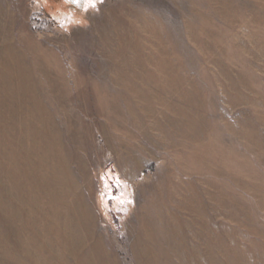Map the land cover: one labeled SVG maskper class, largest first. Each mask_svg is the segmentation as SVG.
Returning a JSON list of instances; mask_svg holds the SVG:
<instances>
[{
    "label": "rangeland",
    "instance_id": "rangeland-1",
    "mask_svg": "<svg viewBox=\"0 0 264 264\" xmlns=\"http://www.w3.org/2000/svg\"><path fill=\"white\" fill-rule=\"evenodd\" d=\"M0 62V264H264V0H0Z\"/></svg>",
    "mask_w": 264,
    "mask_h": 264
},
{
    "label": "snow or ice",
    "instance_id": "snow-or-ice-1",
    "mask_svg": "<svg viewBox=\"0 0 264 264\" xmlns=\"http://www.w3.org/2000/svg\"><path fill=\"white\" fill-rule=\"evenodd\" d=\"M70 3L79 5L81 3V0H69ZM89 4H91L93 7L95 6V0H87Z\"/></svg>",
    "mask_w": 264,
    "mask_h": 264
},
{
    "label": "bare ground",
    "instance_id": "bare-ground-1",
    "mask_svg": "<svg viewBox=\"0 0 264 264\" xmlns=\"http://www.w3.org/2000/svg\"><path fill=\"white\" fill-rule=\"evenodd\" d=\"M10 61H11V60H10ZM0 66H3V68L1 69L2 71H5V68L9 71V69H8V68H9V65H7V66L4 68V64L0 62ZM10 69H11V68H10ZM8 71H7V72H8ZM2 140H4V139H2ZM0 142H1V141H0ZM2 143H4V142H2ZM1 145H2V144H1ZM3 145H4V144H3ZM0 147H1V146H0Z\"/></svg>",
    "mask_w": 264,
    "mask_h": 264
}]
</instances>
